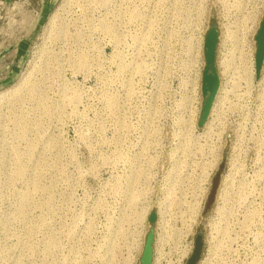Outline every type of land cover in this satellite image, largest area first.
Listing matches in <instances>:
<instances>
[{
	"label": "rangeland",
	"instance_id": "374dc122",
	"mask_svg": "<svg viewBox=\"0 0 264 264\" xmlns=\"http://www.w3.org/2000/svg\"><path fill=\"white\" fill-rule=\"evenodd\" d=\"M231 16L227 0H0V264H140L150 229L151 264H185L196 234L194 264H264L260 190L239 173L225 177L235 139L226 112L230 97L258 95L254 37L264 10L243 36ZM210 27L211 108L229 91L216 119L210 108L199 126ZM231 29L237 38L226 36ZM230 53L244 68L227 80L221 61ZM134 172L140 178L128 183ZM137 190L148 201L141 223L129 219ZM164 198L176 210L161 218ZM180 226L178 250L159 239Z\"/></svg>",
	"mask_w": 264,
	"mask_h": 264
},
{
	"label": "built area",
	"instance_id": "2783aa9c",
	"mask_svg": "<svg viewBox=\"0 0 264 264\" xmlns=\"http://www.w3.org/2000/svg\"><path fill=\"white\" fill-rule=\"evenodd\" d=\"M237 1L240 3L238 8ZM252 1L254 0H227L232 15L231 23L238 24L239 35L242 33L243 36L245 30L243 26L248 20L255 18L257 10H264V0H257L258 6L254 5V8L251 5ZM260 75L258 95L252 97L243 94L237 98L230 97L235 108L229 113L225 110L226 122L232 125L235 135L234 146L227 162V174L232 177L233 182L236 173H239V179L249 184L255 194L260 190L259 198L264 199V73ZM210 130H214L213 127ZM218 133L220 135V131L216 132ZM250 151L254 152L253 159L249 158Z\"/></svg>",
	"mask_w": 264,
	"mask_h": 264
},
{
	"label": "water",
	"instance_id": "95a60500",
	"mask_svg": "<svg viewBox=\"0 0 264 264\" xmlns=\"http://www.w3.org/2000/svg\"><path fill=\"white\" fill-rule=\"evenodd\" d=\"M255 55H254V76L255 79H259L261 69L264 62V17L259 23V27L256 31L255 37ZM217 45V31L215 27H210L205 35L203 44V54H204V69L202 74V94L204 96L200 118L198 125H202L208 116L209 110L211 108L217 87H218V77L215 68V50ZM217 184V177L213 180L212 189L206 201V208L211 204L213 200V195L215 187ZM155 220L154 212L150 213L148 221L153 223ZM153 241L154 232L150 229L145 236V240L142 247V252L140 255V264H151L153 257ZM197 252L193 254L191 259H189L188 264H193L195 262L199 249H200V239L197 244Z\"/></svg>",
	"mask_w": 264,
	"mask_h": 264
},
{
	"label": "bare ground",
	"instance_id": "6f19581e",
	"mask_svg": "<svg viewBox=\"0 0 264 264\" xmlns=\"http://www.w3.org/2000/svg\"><path fill=\"white\" fill-rule=\"evenodd\" d=\"M236 7L238 8L239 7V2L237 1V5H236ZM238 25V24H237ZM236 32L234 31V30H228V32H227V37H229V38H232V39H235V37H236ZM242 37V36H241ZM142 38V37H141ZM237 38V37H236ZM235 41V40H234ZM240 57V56H239ZM238 57V58H239ZM233 61H234V57H233V54H231L230 53V55L229 56H227V58L225 57L222 61H221V65H222V70H223V73L224 74H226L227 73V75H228V77H227V80H231V79H233V77L235 76V75H233V73H235V72H238L239 71V69L241 68V71L243 70V68H244V64H242L243 65V67H239L240 65H238V66H235L234 67V63H233ZM241 65V66H242ZM221 70V71H222ZM245 70V69H244ZM244 72V71H243ZM246 72V71H245ZM241 74H243V73H241ZM244 75H245V73H244ZM242 76V75H241ZM226 77V76H225ZM242 78V77H241ZM244 79V78H243ZM233 83H234V81H233ZM229 84V83H228ZM236 85V84H235ZM226 86V85H225ZM234 88V85L232 84L231 85V88ZM236 89V88H235ZM231 90V89H230ZM228 91L229 90H224V87H223V89H222V92L219 94V96H218V98H217V101H216V104L215 105H213L212 106V108H211V113H212V120L211 121H214L216 118H215V116H216V113H217V111H216V109H217V107H218V104L220 103L221 105V107H222V105H224V103H225V101L227 100V94H228ZM229 102V101H228ZM113 103V102H112ZM230 103V102H229ZM230 105V104H229ZM219 108V107H218ZM191 116V115H190ZM217 117H219L218 115H217ZM211 123V122H210ZM209 123V124H210ZM188 147V146H187ZM185 150H187V148L185 149ZM202 150V149H201ZM204 151V150H203ZM119 155V154H118ZM140 174V173H139ZM138 176H139V178H140V175H138L136 172H134L132 175H131V177L129 178V182L128 183H132V182H134V184L136 183L135 181L137 180V179H139L138 178ZM228 177H230V175L229 174H227V176H226V178H228ZM127 183V184H128ZM230 183V180H228V179H226V185L227 184H229ZM130 185L131 184H129V187H130ZM127 186V185H126ZM132 187H133V185H131ZM173 186V185H172ZM171 186V187H172ZM182 186V185H181ZM228 187V186H227ZM224 188V187H223ZM130 189V188H129ZM128 189V191L129 192H132V189L131 190H129ZM226 189V188H225ZM225 189H223V190H225ZM127 190V189H126ZM172 190V189H171ZM128 192V193H129ZM227 192V191H226ZM224 193H225V191H224ZM228 194V193H227ZM129 195V199H128V201H129V204H130V208H131V211H129L130 212V215H129V219H131V221L133 220V221H136V222H138V223H141L142 222V220L144 219V216L146 215V211H147V200L144 198V193H141L140 192V190H137L136 192H133V193H129L128 194ZM166 198H168V197H170L171 196V193L168 191L166 194ZM172 196H173V194H172ZM226 195L224 194V195H222V200H223V202L224 201H226V197H225ZM140 197H141V203L139 202L138 203V201H139V199H140ZM165 199V198H164ZM163 199V200H164ZM220 199V200H221ZM168 200V199H167ZM166 199H165V206H163L162 205V203L164 202H162V203H159V214L161 215V218L162 217H164V215L168 212V210L170 209V205L172 204L171 202H172V200H168L167 201ZM147 201V202H146ZM139 204V205H138ZM139 206V207H141V208H139V211H138V209H137V207L136 206ZM222 205H223V203H222ZM172 206H173V204H172ZM180 206H182V204L180 205ZM180 206H178V207H180ZM174 207V206H173ZM172 207V208H173ZM175 208V207H174ZM220 208H222L221 206H220ZM137 209V210H136ZM179 209V208H178ZM186 211H188L187 213H189V215L191 214V216H193L194 215V213L196 212L195 210H196V206L193 204V203H190V204H188V206H186ZM176 210V209H175ZM221 209H218V211H220ZM233 210V209H232ZM222 211V210H221ZM220 211V212H221ZM178 212V215H182L183 213H181V210L179 211H177ZM172 213V212H171ZM185 213V212H184ZM168 214V213H167ZM193 214V215H192ZM196 214V213H195ZM221 214V213H220ZM191 216H190V218H191ZM181 218V217H180ZM192 221V220H191ZM194 221V220H193ZM137 224V223H136ZM139 225V224H138ZM183 226H185V225H183ZM186 226H188V224L186 225ZM163 228H164V226H163ZM182 226H180L179 228H176V227H170L169 228V230L168 229H163L164 230V236H159V239H161V240H164V238H167L166 239V241L167 240H172V244L174 245V247H175V249L176 250H178V248L181 246V244H180V235H181V232H182ZM214 230H215V234L217 235V234H219V238H216V239H212L211 240V242H212V246H211V249H210V251H211V254H212V256L213 257H216V254H217V251L219 250V248H220V246H221V242H222V239H220V237L221 238H223V237H225V229H224V227H222V226H220L219 225V223L218 224H216L215 226H214ZM166 233H167V236H166ZM227 234V233H226ZM120 236H121V234H120ZM166 236V237H165ZM164 237V238H163ZM215 238V237H214ZM221 241V242H220ZM128 244V243H127ZM225 245V244H224ZM112 247V246H111ZM230 248V247H229ZM182 253L183 254H185L186 252L185 251H182ZM111 254V253H110ZM182 254V255H183ZM217 258V257H216ZM219 259V258H218ZM217 259V260H218ZM218 262V261H217Z\"/></svg>",
	"mask_w": 264,
	"mask_h": 264
},
{
	"label": "flooded vegetation",
	"instance_id": "af4514ba",
	"mask_svg": "<svg viewBox=\"0 0 264 264\" xmlns=\"http://www.w3.org/2000/svg\"><path fill=\"white\" fill-rule=\"evenodd\" d=\"M200 236L198 234L195 235L194 239H193V246H192V251L190 253V256L188 257V259L186 260L185 264H188L189 259H191V257L193 256L194 252H197V244H198V240H199ZM199 253V252H198ZM198 257V255H197ZM197 259V258H196ZM196 261V260H195ZM195 262H193L194 264Z\"/></svg>",
	"mask_w": 264,
	"mask_h": 264
}]
</instances>
